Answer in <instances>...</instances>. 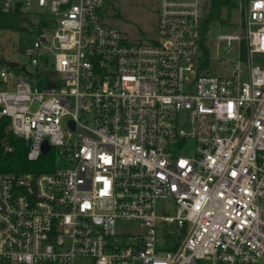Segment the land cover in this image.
Masks as SVG:
<instances>
[{
    "label": "built area",
    "instance_id": "built-area-1",
    "mask_svg": "<svg viewBox=\"0 0 264 264\" xmlns=\"http://www.w3.org/2000/svg\"><path fill=\"white\" fill-rule=\"evenodd\" d=\"M107 1L0 0L39 31L30 71L0 25V117L30 161L54 156L0 171V264H264V0H225L226 75L210 73L214 0H160L144 42L105 21Z\"/></svg>",
    "mask_w": 264,
    "mask_h": 264
},
{
    "label": "rangeland",
    "instance_id": "rangeland-1",
    "mask_svg": "<svg viewBox=\"0 0 264 264\" xmlns=\"http://www.w3.org/2000/svg\"><path fill=\"white\" fill-rule=\"evenodd\" d=\"M160 0H108L106 9L107 23L119 26L126 38L132 42H144L152 37L157 36L158 11ZM228 10H223V14L227 16ZM238 13L231 10L230 21L217 22L210 26L207 33V41L211 45L212 60L210 65V73L215 75H226L233 67V61L237 57V49L230 51L225 50L223 45L217 48L216 41L218 35L235 33L238 31ZM29 31L21 29L19 31H8L5 34L6 51L10 53L12 60L20 65L26 64L28 70L32 71L33 66L29 57L22 51L23 48H30L34 40L37 38L39 31ZM235 43V42H234ZM255 61L261 63L264 56L255 54ZM59 77L58 74H55ZM191 144H193L191 142ZM157 211L160 215H172L175 213V205L171 198H161L158 201ZM201 264H207L202 261Z\"/></svg>",
    "mask_w": 264,
    "mask_h": 264
},
{
    "label": "trees",
    "instance_id": "trees-1",
    "mask_svg": "<svg viewBox=\"0 0 264 264\" xmlns=\"http://www.w3.org/2000/svg\"><path fill=\"white\" fill-rule=\"evenodd\" d=\"M227 4L225 0H214L212 10L209 13L208 21L220 20L225 22L231 18V10L228 11L227 18H223V5ZM232 5V4H231ZM1 27H11L15 31L22 29V18L18 13L0 12ZM207 55L209 50L206 49ZM49 73H47L48 75ZM46 75V74H45ZM44 82H40V87L44 86ZM29 143L17 136L10 129V118L6 116L0 117V171L11 173L24 172H40L51 169L53 167V153L41 155L36 161L28 159Z\"/></svg>",
    "mask_w": 264,
    "mask_h": 264
},
{
    "label": "water",
    "instance_id": "water-1",
    "mask_svg": "<svg viewBox=\"0 0 264 264\" xmlns=\"http://www.w3.org/2000/svg\"><path fill=\"white\" fill-rule=\"evenodd\" d=\"M12 65H14V64H12ZM53 85H54V82H53V81H49V82L47 83L46 87H51V86H53ZM49 149H50V146H49L48 142L45 141V142L43 143V152L46 153V152L49 151Z\"/></svg>",
    "mask_w": 264,
    "mask_h": 264
}]
</instances>
